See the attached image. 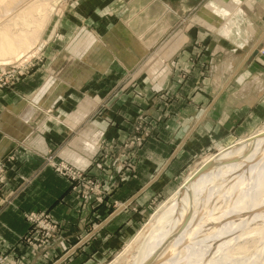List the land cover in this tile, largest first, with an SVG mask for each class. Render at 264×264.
Listing matches in <instances>:
<instances>
[{
    "label": "crops",
    "instance_id": "0c3cea01",
    "mask_svg": "<svg viewBox=\"0 0 264 264\" xmlns=\"http://www.w3.org/2000/svg\"><path fill=\"white\" fill-rule=\"evenodd\" d=\"M152 1L127 5L120 0H82L76 13L73 6L64 13V24L72 25L77 14L81 30L92 39L85 42L93 46V66L87 65V45L66 38L57 43L60 47L56 44L57 51L47 50L46 68L34 70L14 90L0 92V161L15 149L8 178L17 188L15 205L0 213L3 247L26 230L25 212L45 211L72 230L78 223L100 221L101 230L94 232L97 240L85 252L104 243L109 250L111 242L120 234L125 237L136 223V203L144 204L182 181L192 159L246 139L253 126L264 122V55L252 52L258 41L233 46L224 41L229 39L224 34L216 37V31L214 40L221 41H189V35L183 39L178 20L208 0H157L160 10L155 7L153 16L142 14ZM223 2L210 1L203 14L211 15L216 8L226 12ZM259 6L264 14L262 1ZM107 7L111 15L105 14ZM157 15L165 17L149 36L146 23L156 21ZM195 43L206 46L204 56L193 55ZM89 76L101 85L108 80L118 91L111 107L100 106L97 89L88 91ZM138 123L143 125L136 132ZM136 133L143 139L132 143ZM109 139L114 144L107 156L96 154ZM50 151L95 179L105 201L79 203L67 179L43 166L39 155ZM69 233L64 235L65 247L50 253L59 254L76 242Z\"/></svg>",
    "mask_w": 264,
    "mask_h": 264
},
{
    "label": "rangeland",
    "instance_id": "374dc122",
    "mask_svg": "<svg viewBox=\"0 0 264 264\" xmlns=\"http://www.w3.org/2000/svg\"><path fill=\"white\" fill-rule=\"evenodd\" d=\"M81 1L82 0H52L51 1L50 4L51 7L49 11L50 19L46 24V26L44 27L40 39L34 42L27 50V53L26 52L23 53L24 55L21 54L18 59H10V58L0 59V92H5V90H14L16 85L19 84L26 77L31 76L34 70H36L37 68H43L47 60L46 59L47 58L46 55H48L47 50H54L56 44L61 43V41H66L65 40L66 38L67 39L70 38L71 41H79V44L84 43L87 45L88 47L86 50L88 53L87 65L89 67L93 66L94 64V59L92 58L93 50L90 51L93 46H90L89 43L85 42V41L90 42L92 41V39L90 38V33L89 34L84 33L83 30H81L83 29V27L79 25L80 22L79 20H77L76 17L77 14L73 15L74 19L73 21H71L72 25L67 27L64 24V13L67 10H69L72 6H73L72 8L73 12L76 13L77 10L79 9L78 6H80ZM103 1L105 4V1L107 0H103ZM120 1L124 4L129 5L134 0H120ZM156 1L157 0H153L150 5V8H148V11L147 10L142 11V14L148 13L150 16H153V14L155 13V7L157 8V10H160L159 6L156 4ZM210 1H214V0H208L205 3H200L199 7L195 8L192 11H188L184 13L183 16H181L180 20H178L176 28L180 27L182 29L183 39L184 36L187 37L189 35L188 36L190 39L189 41H221L218 39L219 38L218 36L224 34L225 36L223 37L226 38L229 37V39H226L224 41H230L229 42L230 45L233 46H236L240 43L242 44L243 42H247V44L250 46V44L253 41L256 42L257 40L258 43L254 45L252 52L255 55H264V29L262 28L264 27V14L263 12H260L262 6H259L261 4V1L264 5V0H252V1L239 0L236 5H232V1L234 0H230V1L226 0V4H227L226 12H223V10L216 8L215 12H213V14L211 15H208L207 13L203 14L204 10H207V8L210 6ZM215 1L216 3L219 2L220 4L224 3L223 2L224 0H215ZM104 4L101 5V7L102 6L104 7ZM170 7L171 6H169V9H171ZM238 7L241 9L240 11L241 13L239 12ZM106 10H108V7L106 8ZM165 12L168 15L170 13L167 7H165ZM105 14L111 15V11L108 10ZM163 17L165 16L159 18V16L157 15L156 18L158 19L156 21L152 23H146L148 24V26L150 25V28H148L147 30L149 36L152 33L151 31L152 26L158 24L161 18ZM198 17L200 19H198ZM189 24H191V27L189 26ZM188 26L190 27V30H188L189 29ZM144 27L145 24H143V28ZM224 27H226V29L223 30ZM186 28L188 31L185 30ZM178 31L179 30H173L174 33ZM213 31H216V37H218L216 38V40H214ZM262 32L263 35L261 36L260 34H262ZM258 35L259 37L260 36L261 37L259 38ZM255 42L253 44H255ZM57 46L60 47L58 44ZM216 49L218 51V47H216ZM192 50L194 53L193 55H196L198 57L204 56L205 52H207L206 46L200 43L199 44L195 43L193 45ZM73 63H78L80 65L79 61ZM206 65H207L206 63H203L201 66L206 70L207 69ZM204 73H202V76L204 75ZM92 77L93 76H89L88 78L89 80L86 84L88 86V91L92 92L97 89L99 95H101L100 98H102L100 106L102 107L103 105V108L111 107V104L117 99V97L120 96V94H118V91L112 90L111 84L108 80H104L105 82L108 81L106 83L102 81L104 84L101 85V82H97L96 79ZM53 81L54 80L51 79L48 84L52 85ZM48 84H46L45 87H47ZM92 118H94V116ZM141 124L142 123H138V125H135L134 130L136 132H138V130L141 129ZM261 127H264V122L253 126L252 131L250 132L253 133ZM149 132H150L149 130L148 132L146 131V135L147 134L149 135ZM134 136L136 138L132 137L130 139L131 142L139 143L143 139L142 137L144 135L138 136L136 133ZM113 144L114 143H112L111 140L109 139L105 145L102 144L99 150H97L96 154H98L99 152H103L104 156L105 155L107 156V153L110 152L111 146ZM12 151L15 152V149ZM218 151L212 149L210 151L200 154L199 157L192 159L193 161L190 163L189 169L184 172L183 176L182 175L180 176L182 177V181L190 172H192L196 167H198L203 162V160L217 153ZM13 152L9 153V155H7L4 158V160L0 161V163L4 164L3 172H0V181H1L0 213L5 208L12 207L15 205L14 198L17 195V191H16L17 188H15L14 186L15 184L11 186V180L8 178L9 175L8 171L13 170V165H14L13 162H15L14 161L15 156L13 155ZM54 154L55 153L53 151H50L44 154L41 153L39 157L42 160L44 167L45 166L51 167L59 175H62L64 178L67 179L70 190L73 191L75 194H77V199L79 203L81 202V200L82 203H85V201L88 200V202H90L91 199H93L94 203H99L100 205L102 204L101 203L102 201L103 202L105 201V199L102 198L103 192L105 191L102 190V186L95 179H93L90 176H87L80 169L65 162L64 160L57 159L55 157L56 154L55 155ZM103 159H105V157H103ZM105 160L103 162L97 163L96 164L97 167L100 168L103 165L102 163H105ZM262 160L263 158L260 161L258 160L259 163L262 162ZM259 163L258 165L254 166L255 170L253 169L252 166L253 172L258 170ZM72 172L73 174H71ZM12 178L15 179V177ZM180 180L179 181L177 180L169 189L167 190L161 189L160 192H157L153 196H150L148 199H146L144 204L142 203L139 205L136 203L134 207L131 206L135 210L137 221L136 223H134V226H130L129 228H127V235L125 237H123L122 234H120L117 238H115L116 239L114 240L115 242L113 241L111 242V246H110L111 249L109 250H107L109 244L104 243L105 247L103 246V244H101L100 245L101 249H95V250L91 249V252L88 251L85 252V248H88L90 246V243L97 240V238L94 239L96 235V234L94 235V232L101 230L102 225L100 221L99 222L86 221L81 223L82 225L78 223L76 225L77 229L72 230L71 227L68 228V225L70 224H67L66 226V223H61L59 220L53 218L52 215L48 212L45 211L25 212L23 217L28 224L27 228L23 233H19V235H17L13 241H8L7 246L3 247L2 244L0 245L1 248L0 264H44V263L83 264L88 259H90V262L88 261V264H109V263L127 264L128 262H130V259L132 258L130 257L131 254L133 256L136 252L135 247L126 250L127 245L132 242L133 238L137 235V233L146 230L145 227L147 226L148 223L147 221L149 220L151 214L154 213L157 210V208H159V206L165 200H167L169 196L174 191H176V189L182 184V181ZM231 180L232 179H227V181H225L223 179H219V180L217 179L215 181L216 184L214 186H218L219 184L221 186L220 188L219 187L213 188L210 191L211 192V199L209 200L210 205L214 204L216 205V207H219L221 209L229 202V197L226 196V193L225 195L223 193L224 190L226 191L230 186L235 187L237 191L240 190V185L238 184V182L234 180L235 181L234 184L232 183L233 180L232 181ZM30 213L35 215L36 220L35 219L31 220L29 216H27ZM64 224H65V228H64ZM256 224H258V221L256 222L251 221L249 226H254ZM79 225L82 228H79L78 227ZM69 231H70L69 236L75 238L76 242L73 245L68 246L69 247L68 249L64 250L63 252H60L59 254L58 252L50 253L53 252L54 248L58 249L59 247L63 249L65 247L63 243L65 241L64 235L65 232H69ZM55 237L56 239H54ZM255 238L257 239V237ZM255 238H249L246 242V246H249L248 252L246 253L247 256H250L252 252H253L252 254L255 255L256 248L253 246L254 245L253 241H255ZM241 243H235L231 247L239 245ZM256 253L259 252L257 251ZM259 255L261 259H263L264 261V250ZM51 256L54 257L52 258L53 261L48 262L47 260L50 259ZM119 257H122L123 260L119 259ZM76 258L78 259V261L75 260ZM125 258L127 260L124 261ZM252 259L253 257H251L250 259L248 258L247 260L251 261ZM85 264H87V262Z\"/></svg>",
    "mask_w": 264,
    "mask_h": 264
},
{
    "label": "bare ground",
    "instance_id": "6f19581e",
    "mask_svg": "<svg viewBox=\"0 0 264 264\" xmlns=\"http://www.w3.org/2000/svg\"><path fill=\"white\" fill-rule=\"evenodd\" d=\"M51 1L0 0V59H18L40 39ZM216 154L203 160L151 214L146 230L126 247L136 249L127 264H264L259 255L264 250V127ZM211 158L218 163L192 179ZM217 179L240 185L238 191L233 186L224 190L229 202L221 209L209 204L210 191L221 186H214ZM251 221L258 224L249 226ZM249 238H255L259 253L247 256ZM235 243L241 244L231 247Z\"/></svg>",
    "mask_w": 264,
    "mask_h": 264
},
{
    "label": "water",
    "instance_id": "95a60500",
    "mask_svg": "<svg viewBox=\"0 0 264 264\" xmlns=\"http://www.w3.org/2000/svg\"><path fill=\"white\" fill-rule=\"evenodd\" d=\"M195 1H201V0H195ZM215 156H217V154H215L214 156H213V158H215ZM218 162H216L215 160H213L212 158H211V160L210 161H206L196 172H194V174L192 175V179H193V177L195 178V176L197 175L198 176V174H200V173H203V172H205V171H207L209 168H211L214 164H217ZM187 183V182H186ZM186 183H184V184H186ZM183 184V185H184ZM189 216H190V214L186 217V220H188V218H189Z\"/></svg>",
    "mask_w": 264,
    "mask_h": 264
},
{
    "label": "built area",
    "instance_id": "2783aa9c",
    "mask_svg": "<svg viewBox=\"0 0 264 264\" xmlns=\"http://www.w3.org/2000/svg\"><path fill=\"white\" fill-rule=\"evenodd\" d=\"M3 167H4V164H3V163H0V172H3ZM71 174H73V172H72ZM80 175H81V174H80ZM0 189H1V181H0ZM0 192H1V190H0ZM27 216H29V218H30L31 220H33V219L36 220L35 215L32 214V213L28 214ZM34 239H35V238H34ZM37 240H38V239H37Z\"/></svg>",
    "mask_w": 264,
    "mask_h": 264
}]
</instances>
